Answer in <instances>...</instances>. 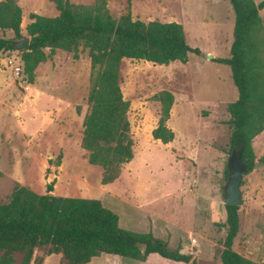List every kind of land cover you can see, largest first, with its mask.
Wrapping results in <instances>:
<instances>
[{
  "label": "rangeland",
  "instance_id": "obj_1",
  "mask_svg": "<svg viewBox=\"0 0 264 264\" xmlns=\"http://www.w3.org/2000/svg\"><path fill=\"white\" fill-rule=\"evenodd\" d=\"M16 1L23 9V29L32 13L59 14L51 0ZM69 1L92 5L95 0ZM108 8L116 20L131 9L134 20L179 23L190 47L202 54H190L187 64L168 66L123 60L121 88L131 103L136 159L122 183L104 186L102 169L89 164L81 147L91 78L88 51L81 50L76 60L73 54L57 50L40 64L33 85L27 77L14 75L13 66L23 65L21 52L0 53V202L8 201L16 185L46 194L47 185L55 181V196L99 200L118 215L122 229L140 234L153 231L172 250L181 242L184 247L190 244L188 254L197 264H221L231 156L226 108L237 101L238 90L230 68L206 56L230 57L235 25L230 0H111ZM261 15L264 19V10ZM0 38L13 39L14 34L0 30ZM163 90L175 96L168 122L175 140L170 144L152 138L161 116V106L152 97ZM253 148L257 160L264 157V132ZM59 155L63 158L57 166ZM259 164L243 177L244 204L233 250L264 264V165ZM124 190L130 201L122 196ZM190 231L196 233L195 239ZM48 249H37L35 259H45ZM15 258L20 264L22 255ZM60 259L54 256L46 264H66Z\"/></svg>",
  "mask_w": 264,
  "mask_h": 264
},
{
  "label": "trees",
  "instance_id": "obj_2",
  "mask_svg": "<svg viewBox=\"0 0 264 264\" xmlns=\"http://www.w3.org/2000/svg\"><path fill=\"white\" fill-rule=\"evenodd\" d=\"M110 1L77 5L69 0H51L59 14L48 17L32 13L25 29L23 9L17 1H0V30L14 34L13 39L0 38V53H22L28 84L35 83L38 67L57 50L73 54L76 60L81 50L88 51L91 78L81 147L88 154L89 164L102 169L104 186L115 183L135 156L129 121L131 103L121 88L123 60L168 66L173 62L187 64L190 54H202L188 44L183 25L134 20L131 9L116 20L108 8ZM230 3L235 14L230 57H217L212 62L230 68L238 90L237 101L226 108V124L231 128L228 153H242L246 176L256 162L264 165V157L257 160L253 148L254 140L264 132V0ZM26 38H30V50H18L14 44ZM152 100L161 106L152 137L170 144L175 140V133L168 127L175 96L163 90ZM62 158L58 156L57 166ZM226 173L229 176L228 169ZM55 185V181L49 183L46 194L16 185L8 201L0 202V264H16L17 254L22 255L20 264H43V258L35 259V252L47 247V256L62 254L66 264H88L103 254L140 262L156 254L177 263L197 264L192 255L181 253V247L172 250L152 233L122 229L118 215L99 200L55 196ZM225 209L227 231L221 264H259L233 250L240 231V208Z\"/></svg>",
  "mask_w": 264,
  "mask_h": 264
},
{
  "label": "water",
  "instance_id": "obj_3",
  "mask_svg": "<svg viewBox=\"0 0 264 264\" xmlns=\"http://www.w3.org/2000/svg\"><path fill=\"white\" fill-rule=\"evenodd\" d=\"M15 47L18 50L29 51L30 50V38H26L23 41L16 42ZM208 60H213L214 55L206 56ZM260 166L258 162L255 164V169ZM229 177L227 185L225 187V206L241 207L244 204L243 193L241 190V184L243 181L246 166L242 160V153L234 151L228 162Z\"/></svg>",
  "mask_w": 264,
  "mask_h": 264
},
{
  "label": "crops",
  "instance_id": "obj_4",
  "mask_svg": "<svg viewBox=\"0 0 264 264\" xmlns=\"http://www.w3.org/2000/svg\"><path fill=\"white\" fill-rule=\"evenodd\" d=\"M213 55V54H212ZM215 55H214V59H215ZM208 60V59H207ZM212 61V60H210ZM180 63V62H179ZM157 128V127H156ZM153 138V137H152ZM160 142V141H159ZM134 159H136V156H134ZM133 159V160H134ZM132 163V162H131ZM127 164L124 166L123 168V171H122V175L120 176V178L113 184H110V185H107V186H113L115 185L116 183H122L123 182V179L125 177V174H126V171L130 168H128V166L131 164ZM130 171V170H129ZM122 196L127 198L129 201H130V196L127 192V190H124L122 192ZM152 234L154 235V232L152 231ZM196 233L195 232H192L190 231V236L192 237V239H195ZM199 242V240H196V243ZM200 243V242H199ZM197 245L200 247L201 249V243ZM182 249H181V253L182 254H186V255H189L188 253L189 252V249L191 248V245L189 244V247H184L183 243L181 242V246H180ZM179 247V248H180ZM199 249V250H200ZM54 256H58L59 257V260L61 262V259L63 257L62 254H53L51 256H46L45 259H44V263L43 264H46L47 261L51 258H53ZM64 258V257H63ZM195 258V257H194ZM65 260V259H64ZM130 260V259H129ZM98 261L99 264H182V263H177V262H173V261H170V260H166V259H163L161 258L159 255H156V254H153V255H150L147 259V261L145 262H140V261H135V260H132V262H125L124 261V258H121V257H118V256H113V255H109V254H103L102 256H100L99 258H94L90 263L88 264H95V262Z\"/></svg>",
  "mask_w": 264,
  "mask_h": 264
},
{
  "label": "built area",
  "instance_id": "obj_5",
  "mask_svg": "<svg viewBox=\"0 0 264 264\" xmlns=\"http://www.w3.org/2000/svg\"><path fill=\"white\" fill-rule=\"evenodd\" d=\"M12 64V62H10ZM9 63V64H10ZM14 69V75L16 78H20V77H25L24 75V67L23 65L20 63L17 66H13Z\"/></svg>",
  "mask_w": 264,
  "mask_h": 264
}]
</instances>
